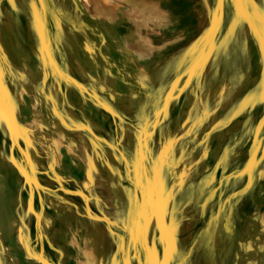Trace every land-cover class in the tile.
Masks as SVG:
<instances>
[{
  "label": "rangeland",
  "instance_id": "rangeland-1",
  "mask_svg": "<svg viewBox=\"0 0 264 264\" xmlns=\"http://www.w3.org/2000/svg\"><path fill=\"white\" fill-rule=\"evenodd\" d=\"M69 225L264 264V0H0V264H75Z\"/></svg>",
  "mask_w": 264,
  "mask_h": 264
},
{
  "label": "clouds",
  "instance_id": "clouds-1",
  "mask_svg": "<svg viewBox=\"0 0 264 264\" xmlns=\"http://www.w3.org/2000/svg\"><path fill=\"white\" fill-rule=\"evenodd\" d=\"M67 245L76 253L75 264H97L94 237L80 227L68 226Z\"/></svg>",
  "mask_w": 264,
  "mask_h": 264
},
{
  "label": "bare ground",
  "instance_id": "bare-ground-1",
  "mask_svg": "<svg viewBox=\"0 0 264 264\" xmlns=\"http://www.w3.org/2000/svg\"><path fill=\"white\" fill-rule=\"evenodd\" d=\"M113 11V10H112ZM113 13V12H112ZM2 38V37H1ZM5 51V50H4ZM5 53V52H4ZM63 146V145H62ZM58 155H59V153H58ZM59 157V156H58ZM91 171V170H90ZM90 176V175H89ZM89 178V177H88Z\"/></svg>",
  "mask_w": 264,
  "mask_h": 264
}]
</instances>
